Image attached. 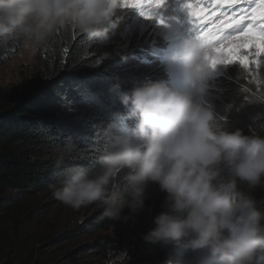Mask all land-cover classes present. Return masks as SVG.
<instances>
[{
	"label": "trees",
	"instance_id": "1",
	"mask_svg": "<svg viewBox=\"0 0 264 264\" xmlns=\"http://www.w3.org/2000/svg\"><path fill=\"white\" fill-rule=\"evenodd\" d=\"M123 23L122 14L113 18L105 44L91 43L72 28L60 30L33 55L28 72L0 82V264H166L175 259L171 249L142 239L165 210L166 194L158 184H148L141 210L133 214L125 208L120 220L102 216L96 204L67 207L49 187L75 168H95L109 130L112 135L127 130L128 109L120 97L164 76L160 66L167 62L150 58L170 56L171 46L160 36L120 39ZM20 46L18 40L0 43V71ZM147 53L149 64L143 65L139 61ZM130 65L129 77L124 68ZM137 68L151 70L152 76ZM259 71L230 74L207 89L204 106L222 127L264 136ZM62 153L67 155L57 167ZM245 192L264 202V184Z\"/></svg>",
	"mask_w": 264,
	"mask_h": 264
},
{
	"label": "clouds",
	"instance_id": "2",
	"mask_svg": "<svg viewBox=\"0 0 264 264\" xmlns=\"http://www.w3.org/2000/svg\"><path fill=\"white\" fill-rule=\"evenodd\" d=\"M125 8L126 0H0V43L18 40L34 55L58 31L72 28L105 44L108 25ZM212 55L198 32L186 39L172 55L186 88L157 82L123 94L134 126L118 135L109 130L95 168H75L49 187L67 207L96 204L102 216L120 220L125 208L135 214L144 207L154 182L166 194L165 210L142 239L172 250L175 259L166 264H264V202L245 192L264 184V136L222 127L198 102ZM258 99L264 102V95Z\"/></svg>",
	"mask_w": 264,
	"mask_h": 264
},
{
	"label": "rangeland",
	"instance_id": "3",
	"mask_svg": "<svg viewBox=\"0 0 264 264\" xmlns=\"http://www.w3.org/2000/svg\"><path fill=\"white\" fill-rule=\"evenodd\" d=\"M208 1L210 2L211 0ZM208 1H206L207 3H205L203 0H190V2H193L194 4H197L199 7L204 9L201 15L196 17H191V20L194 22L195 25L191 21L192 26L189 27L195 33H193V31H190L187 27L180 28V26H184L183 25L184 23H187L188 25L190 20L188 10L183 6L185 0H163L162 6L156 9V13L152 18H145L144 16H142L141 15L142 10L138 8L130 7L120 10L118 11L119 14L117 12V15L114 18H119V16L122 14L123 18L125 19V23H123V27L121 26V29L122 28L123 29L118 33L119 35L118 38L125 39L126 37H129L130 35L134 34L140 37H144V40L149 41L152 40L153 38H157L158 36H160L158 38H162L163 40H165L164 43L172 45L173 50L169 56L170 64L168 63L169 65L167 67L166 74L168 73L169 74L173 73V74L171 75V78L168 80V82H166L165 84L174 89L184 90L187 86V80L185 74L182 70L181 64L178 61L173 60L172 55L174 51L178 49L186 40L184 31L188 32L190 36L195 35L198 30H203L204 34L210 35L212 33L209 25L213 28L214 24L217 23L216 22L217 17L218 18L221 17L220 13H218L217 16L215 15V13L219 12V7H217L218 5L217 1H221V0H212L214 1V4H217L214 6ZM256 3L261 5V8L257 11V15H259L262 11H264V0H256ZM253 6L255 7L256 4H254ZM144 10L147 9L145 8ZM161 19L163 20L162 23L159 22ZM180 20H182V22ZM203 22H207L208 24L204 25ZM250 22H252L251 19ZM247 23H245V26ZM195 26H197L198 30L196 29ZM219 46L220 45H218L217 47ZM254 52H255L254 48H250L247 52H242V54L247 55L249 57V61H251L247 69H245L242 65H240L238 61L230 64H223V63L217 64V66L220 67L219 70L221 75L223 74L225 76H230V74H235L236 72L239 73L243 72L244 74H246L247 72H252V74H255L259 69H260L259 75L262 73L264 75V56L256 57L254 55ZM216 54L217 53L213 51V55ZM147 57H148V53L144 55L145 59H147ZM257 60H259L260 63L257 64L254 62ZM33 63H34L33 55L25 52L22 46H20V48L16 52L12 53L8 57L7 61H5L4 65L2 66V69L0 71V82L5 84L14 81L15 79L18 78L19 73L21 71L28 72L32 68ZM166 66L167 65L165 64L164 66L162 65L160 67L162 68V70H165ZM131 68H133V65L125 67L124 74H128V76L130 77L129 72H131ZM215 68L216 66L213 68V71L216 70ZM136 70L138 72L144 73L145 75L147 74L148 77L152 76V73H150L151 70H144L141 68H137ZM176 71H178L179 73L176 74ZM166 74H164V76ZM160 77L163 76L156 75V78H160ZM209 91L210 90H208L207 92ZM199 99L203 100L204 96L197 98V100ZM152 184H154V182H152ZM137 264H146V262H137Z\"/></svg>",
	"mask_w": 264,
	"mask_h": 264
},
{
	"label": "snow or ice",
	"instance_id": "4",
	"mask_svg": "<svg viewBox=\"0 0 264 264\" xmlns=\"http://www.w3.org/2000/svg\"><path fill=\"white\" fill-rule=\"evenodd\" d=\"M240 3L241 0H221L217 7L222 9L220 15L223 19L220 20V23L210 35L204 34L195 26L199 36L217 53L210 57L213 68L217 64H230L238 61L240 65L247 69L250 63L249 57L242 54V52H247L250 48L255 49L254 55L256 57L264 56V11L257 15L261 5L256 3V0H248V8L251 9L252 14L247 17L242 15V13L248 11L247 8H240L237 11V6ZM162 4L163 0H126L127 7L141 9V15L145 18H152L156 13V9L160 8ZM252 4H256V6L252 7ZM183 6L188 10L190 18L199 16L204 11L203 8L190 2V0H185ZM145 8L147 10H144ZM237 16L240 18L237 19ZM249 18L252 23L243 28L244 21ZM159 22L162 23L163 20L161 19ZM214 44L220 46L213 49ZM254 62L260 63L259 60Z\"/></svg>",
	"mask_w": 264,
	"mask_h": 264
},
{
	"label": "bare ground",
	"instance_id": "5",
	"mask_svg": "<svg viewBox=\"0 0 264 264\" xmlns=\"http://www.w3.org/2000/svg\"><path fill=\"white\" fill-rule=\"evenodd\" d=\"M172 2V1H171ZM170 2V3H171ZM209 2V1H208ZM211 2V4L214 6V1H210ZM221 1H217V4H219ZM205 3H207L206 1H205ZM260 4H261V2H260ZM254 4H252V7H254L253 6ZM240 8H247L248 9V11L247 12H244V13H242V15H244V16H247V17H250L251 16V9L250 8H248V0H241V3H240V5H238L237 6V11H239V9ZM221 11H222V9L221 8H219V12H217V13H215V15L217 16L218 15V13H221ZM208 12H210V11H208ZM215 16V17H216ZM214 17V18H215ZM237 19H239L240 17L239 16H237L236 17ZM221 19H223V17L221 16L220 18H218L217 17V19H216V24H214V27L212 28L210 25H209V27H210V29H211V31H213L214 29H216V27H217V25H218V23H219V20H221ZM181 22H182V20H180ZM179 21V22H180ZM192 20H191V18H190V20H189V23H188V25H184V26H180V28L181 27H187L190 31H193L189 26H192V22H191ZM180 22V23H181ZM247 22H250V18L249 19H247V20H245L244 21V23H243V25H242V27L243 28H246L247 27V25L249 24V23H247ZM245 23H247L246 24V26H245ZM250 23H252V22H250ZM258 23V22H257ZM179 28V27H178ZM202 32H203V30H201ZM198 32V31H197ZM184 33H185V39H189V38H191L193 35H189L188 34V32H186V31H184ZM193 33H195L194 31H193ZM150 45V43L147 45V46H149ZM219 44H214L213 45V49L214 48H216L217 46H218ZM153 51V50H152ZM145 58L144 57H141V60L139 61L141 64H143V65H148L149 63H148V61H145L144 60ZM151 59V63H156V64H159V63H161V62H163V61H165V62H167V63H169L170 64V58H169V54H165V55H163V57L160 59L159 57H158V53H155V55H153L152 56V58H150ZM148 63V64H147ZM162 66V65H161ZM164 66V65H163ZM219 66H217L216 65V70L215 71H213V68L211 69V70H209V72L206 74V76H205V81H206V91H207V89H209L210 88V86H212V85H214L215 83H216V81L218 80V79H222V78H225L226 76L225 75H221V73H220V70H219ZM179 72L178 71H176V74H178ZM173 73H171V74H166L165 76H163V77H160V78H156V80H157V82H160V83H166V82H168V80L171 78V75H172ZM198 102H202L204 105H205V102H207V94H205L204 95V99L203 100H198ZM134 123H135V119L134 118H130V116H129V118L127 119V121H126V124H127V130H129V129H131L133 126H134ZM123 128V127H122Z\"/></svg>",
	"mask_w": 264,
	"mask_h": 264
}]
</instances>
